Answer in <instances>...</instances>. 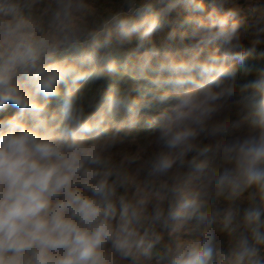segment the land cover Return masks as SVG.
Wrapping results in <instances>:
<instances>
[{"label":"clouds","instance_id":"9594fccd","mask_svg":"<svg viewBox=\"0 0 264 264\" xmlns=\"http://www.w3.org/2000/svg\"><path fill=\"white\" fill-rule=\"evenodd\" d=\"M212 3L0 0V264H264V0Z\"/></svg>","mask_w":264,"mask_h":264},{"label":"trees","instance_id":"16d2710c","mask_svg":"<svg viewBox=\"0 0 264 264\" xmlns=\"http://www.w3.org/2000/svg\"><path fill=\"white\" fill-rule=\"evenodd\" d=\"M103 2V0H102ZM206 5V11L211 10V8L214 6L212 3V0H204ZM247 4L248 0H232V3L227 5L222 11L226 12L232 7H239L241 11L238 13V15L235 17L236 19H240L243 13L247 11ZM206 13H191V12H184V16L188 15H203ZM253 16H250L249 19H251ZM194 25H185L183 27H178V33H187L190 34L192 31V28ZM171 30V26L165 27L163 30L158 31L154 34L153 39L157 43L158 46H161V57L154 58L153 64L158 63L159 59L163 56L164 47L168 44L167 40V34ZM192 41L190 39H185L184 42L181 44L179 42V35L177 37V42L175 45V53L178 58H187L190 56L196 49H193L191 47ZM219 49L218 54H222L223 52V46L222 42L217 40L209 44L204 51L201 53V59H205L212 51ZM264 50V45L257 46L255 53L251 57L245 58L246 64H252V63H261V61L256 59V55L261 51ZM137 58H134L133 62H135ZM239 62V61H234ZM155 73L149 72V75H154ZM140 89L134 93L137 97H147L149 95V90L151 89V85L148 84L146 81H139L137 84ZM96 86H93L95 88ZM55 106V102H53ZM14 111L11 107L8 109V112L11 113ZM157 115L155 111H143L140 114V122L136 126V128L131 133V138L128 142V144L125 146L130 151H135L139 147L146 144L147 138L150 134L152 125L150 121L153 120V118ZM134 141V142H133Z\"/></svg>","mask_w":264,"mask_h":264},{"label":"rangeland","instance_id":"374dc122","mask_svg":"<svg viewBox=\"0 0 264 264\" xmlns=\"http://www.w3.org/2000/svg\"><path fill=\"white\" fill-rule=\"evenodd\" d=\"M253 15H256V14L250 13V12L247 10L245 13H243V15L241 16V18H244V17L249 18L250 16H253Z\"/></svg>","mask_w":264,"mask_h":264}]
</instances>
